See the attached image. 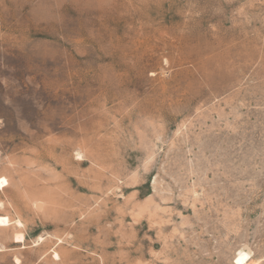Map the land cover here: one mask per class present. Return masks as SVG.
Here are the masks:
<instances>
[{
  "label": "rangeland",
  "instance_id": "1",
  "mask_svg": "<svg viewBox=\"0 0 264 264\" xmlns=\"http://www.w3.org/2000/svg\"><path fill=\"white\" fill-rule=\"evenodd\" d=\"M1 179L0 264H264V0H0Z\"/></svg>",
  "mask_w": 264,
  "mask_h": 264
},
{
  "label": "bare ground",
  "instance_id": "2",
  "mask_svg": "<svg viewBox=\"0 0 264 264\" xmlns=\"http://www.w3.org/2000/svg\"><path fill=\"white\" fill-rule=\"evenodd\" d=\"M0 186L3 188L5 186H7V181L5 179H1L0 180ZM10 219L5 218V217H0V226L2 227H6V226H10ZM17 236V235H16ZM16 242L17 243H22L25 241V237L22 234H18V236L16 237ZM243 252V251H241ZM251 257V256H250ZM250 257L247 253H239V255L234 259L235 260V264H249L250 262ZM253 263V262H252Z\"/></svg>",
  "mask_w": 264,
  "mask_h": 264
}]
</instances>
